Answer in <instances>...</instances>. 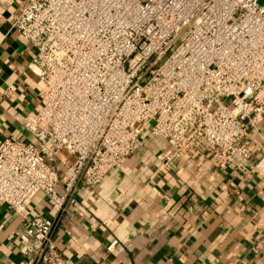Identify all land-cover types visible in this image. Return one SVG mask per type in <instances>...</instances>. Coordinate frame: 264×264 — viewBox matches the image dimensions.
I'll list each match as a JSON object with an SVG mask.
<instances>
[{"label": "built area", "instance_id": "1", "mask_svg": "<svg viewBox=\"0 0 264 264\" xmlns=\"http://www.w3.org/2000/svg\"><path fill=\"white\" fill-rule=\"evenodd\" d=\"M13 27L34 47L41 107L33 140H0V204L22 219L25 264H73L53 240L58 218L32 214L43 193L59 214L143 147L148 128L264 176L247 137L264 121V0H22ZM74 158L64 170L58 157ZM62 188V192L59 191Z\"/></svg>", "mask_w": 264, "mask_h": 264}, {"label": "crops", "instance_id": "2", "mask_svg": "<svg viewBox=\"0 0 264 264\" xmlns=\"http://www.w3.org/2000/svg\"><path fill=\"white\" fill-rule=\"evenodd\" d=\"M21 2L0 0V140L30 142L24 123L41 107L42 84L34 47L13 27ZM260 132L264 121L247 137L252 163L262 154ZM169 149L147 128L143 147L100 184L82 186L61 214L43 193L26 207L58 218L53 240L73 264H264V176L195 150L167 167ZM73 160L62 152L59 169ZM22 221L0 204V264H25Z\"/></svg>", "mask_w": 264, "mask_h": 264}]
</instances>
